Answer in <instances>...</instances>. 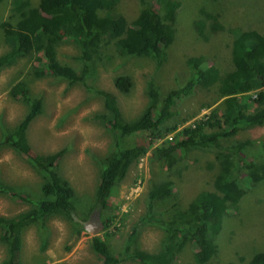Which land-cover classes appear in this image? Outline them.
Returning a JSON list of instances; mask_svg holds the SVG:
<instances>
[{
  "label": "trees",
  "instance_id": "16d2710c",
  "mask_svg": "<svg viewBox=\"0 0 264 264\" xmlns=\"http://www.w3.org/2000/svg\"><path fill=\"white\" fill-rule=\"evenodd\" d=\"M5 0H0V6ZM119 0H10V15L0 22L7 49L0 54V68L29 59L35 77L51 75L69 84L81 83L88 88V75L95 58L103 46L113 41L115 51L123 56L149 58L154 70L146 74L144 93L146 103L132 118L123 117L117 96L108 90L94 89L103 100V112L92 118L103 123L111 132L108 150L99 158L98 183L94 190L93 206L100 211L103 223L102 236L91 235L89 246L100 263L119 264L136 261L140 264H173L177 255L188 243L194 247L196 264L206 263L218 251L217 235L221 231L222 218L236 211L246 191L245 180L251 185L264 180V144L261 160L251 158L247 152L252 140L234 139L240 130L264 124V33L242 26L225 27L219 14L201 9L205 18L195 21L199 34H205V22L211 32L227 31L231 36L230 59L232 68L222 72L215 65H205L203 55H190L185 63L189 74L177 82L164 95L155 80V74L166 62L169 47L176 35L174 23L178 0H140L142 8L128 21L116 10ZM73 42L79 49L74 56L79 67L63 63L58 58L62 42ZM32 63V64H31ZM120 92H129L133 80L128 74H118L113 79ZM216 87L221 98L220 106L209 114L177 129L179 116L177 105L193 97L196 89ZM10 96L27 106L18 123L1 137L0 145L28 154L27 128L42 112L40 97L31 94L29 82L20 79L10 87ZM210 104L208 102L204 103ZM193 114V113H192ZM192 114L180 117L188 120ZM143 133L136 143L124 145L123 138ZM168 134H172L168 138ZM158 141V142H157ZM157 142V144H156ZM225 142V143H223ZM150 149L149 160L157 161L159 170L169 171L192 149L212 150L216 165L210 189L196 192L181 207L176 201V189L172 179L152 177L146 188L145 211L125 238L117 253L110 246V238L127 213L118 218L107 212L109 196L115 186L126 176L132 164ZM64 149L49 153L28 155L27 160L41 176L40 195L31 198L30 191L22 195L10 185L0 183V189L11 191L31 207L13 215L0 214V242L4 256L0 264H31L20 257L22 232L30 224L36 225L44 250L48 242L47 218L52 214L75 219L74 189L57 168V161ZM175 199L169 207L161 204ZM78 224V222H76ZM149 224L161 228L163 234L159 248L149 251L139 247V225ZM79 229L84 227L81 225ZM53 264H66L59 261ZM225 264H234L229 261ZM246 264H264V252H256Z\"/></svg>",
  "mask_w": 264,
  "mask_h": 264
},
{
  "label": "rangeland",
  "instance_id": "374dc122",
  "mask_svg": "<svg viewBox=\"0 0 264 264\" xmlns=\"http://www.w3.org/2000/svg\"><path fill=\"white\" fill-rule=\"evenodd\" d=\"M9 1L5 0L0 6V22L7 19L11 13ZM178 1L180 4L174 23L176 37L169 47L166 62L155 74L162 95L177 82L188 77L185 60L190 55H203L205 65H215L222 72L232 68L231 36L227 31L211 32L209 21L206 19L205 34L208 37L203 38L195 25L196 20L205 18L201 9L219 14L225 27L239 25L264 33V0ZM142 6L140 0H119L116 10L131 21ZM7 48L0 28V54ZM57 48L58 58L63 63L79 67V62L74 58L79 54V49L73 42H62ZM153 70V60L120 55L115 51L113 41H110L99 51L86 82L94 89L113 92L117 96L123 117L132 118L146 103V74ZM118 74H128L132 78L133 87L129 92H120L114 86L113 79ZM20 79L27 80L31 94L40 97L42 112L27 128L28 154L8 145H0V183L12 186L22 195L30 191L29 197L39 196L38 188L42 178L37 173V168H33L28 162V155L64 149L58 158L57 168L72 185L76 205V221L67 220L59 214L48 216V242L44 250L40 248L42 239L36 225L27 226L22 232L20 257L31 264H53L59 261L66 264L100 263V259L89 246V237L93 234L85 228H79L90 213L97 209L93 206V200L99 178V158L106 153L113 141L109 129L92 118L94 113L104 111L103 100L94 89L79 82L69 84L66 80L51 75L35 77L29 59H20L16 64L0 68V141L3 134L12 129L27 110V106L13 99L9 92L11 85ZM196 91L193 97L177 105L179 116L171 121L178 123L177 129L191 124L220 106L221 98L215 93V86ZM206 102L210 104H204ZM187 114L192 116L180 122V117ZM142 135L143 133H138L126 136L122 140L123 144L136 143ZM168 136L172 137V134ZM237 138L252 140L253 143L246 150L251 158L261 160L264 124L240 130L229 142ZM149 155L150 149L131 165L125 178L115 186L109 196L110 207L107 212L114 210L117 214L115 221L110 224V230L114 223L119 225L118 218L127 213L109 241L116 253L121 250L130 228L145 211L146 188L152 177L155 179L166 176L173 180L176 201L181 207H184L196 192L211 188L215 169L207 168V163L216 165L212 150L192 149L169 171L159 170L158 162L149 160ZM138 181L141 182L135 189ZM244 185L248 190L239 201V207L222 218L221 231L217 235V253L204 264H225L229 261L234 264H246L256 252H264V180L253 185L245 180ZM173 201L175 199L171 198L162 203L161 207H169ZM29 207L31 202L22 200L11 191L0 189L1 215H13ZM103 233L104 228L97 235L102 236ZM162 234L161 228L157 226L141 224L137 243L143 249L155 251L160 246ZM193 250V245L188 243L173 264H196L192 257ZM3 256L4 246L0 242V259ZM119 264L140 263L127 261Z\"/></svg>",
  "mask_w": 264,
  "mask_h": 264
},
{
  "label": "water",
  "instance_id": "95a60500",
  "mask_svg": "<svg viewBox=\"0 0 264 264\" xmlns=\"http://www.w3.org/2000/svg\"><path fill=\"white\" fill-rule=\"evenodd\" d=\"M92 218H94V222L92 220H86L87 222H84L85 224L83 227L88 231L89 233H92L93 235H97L98 232L103 228V223L100 219V211L99 209H95L91 213ZM95 223V224H93Z\"/></svg>",
  "mask_w": 264,
  "mask_h": 264
},
{
  "label": "flooded vegetation",
  "instance_id": "af4514ba",
  "mask_svg": "<svg viewBox=\"0 0 264 264\" xmlns=\"http://www.w3.org/2000/svg\"><path fill=\"white\" fill-rule=\"evenodd\" d=\"M91 213H92V212H91ZM91 213H90V215H89L87 221H88V220H93V221H94V218H92ZM87 221H84V222H87ZM84 222H83V225L85 224Z\"/></svg>",
  "mask_w": 264,
  "mask_h": 264
},
{
  "label": "built area",
  "instance_id": "2783aa9c",
  "mask_svg": "<svg viewBox=\"0 0 264 264\" xmlns=\"http://www.w3.org/2000/svg\"><path fill=\"white\" fill-rule=\"evenodd\" d=\"M201 118V117H200ZM168 138H171L170 136H168ZM141 182V181H140ZM139 181H138V184L137 185H135L136 187H135V189H137L138 187H139V183H140Z\"/></svg>",
  "mask_w": 264,
  "mask_h": 264
}]
</instances>
